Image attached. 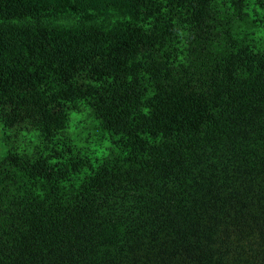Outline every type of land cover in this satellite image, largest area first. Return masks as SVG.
<instances>
[{"label":"trees","instance_id":"trees-1","mask_svg":"<svg viewBox=\"0 0 264 264\" xmlns=\"http://www.w3.org/2000/svg\"><path fill=\"white\" fill-rule=\"evenodd\" d=\"M0 264H264V0H0Z\"/></svg>","mask_w":264,"mask_h":264},{"label":"rangeland","instance_id":"rangeland-1","mask_svg":"<svg viewBox=\"0 0 264 264\" xmlns=\"http://www.w3.org/2000/svg\"><path fill=\"white\" fill-rule=\"evenodd\" d=\"M3 150V145H2V125H1V121H0V155L2 153Z\"/></svg>","mask_w":264,"mask_h":264}]
</instances>
